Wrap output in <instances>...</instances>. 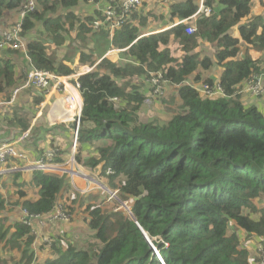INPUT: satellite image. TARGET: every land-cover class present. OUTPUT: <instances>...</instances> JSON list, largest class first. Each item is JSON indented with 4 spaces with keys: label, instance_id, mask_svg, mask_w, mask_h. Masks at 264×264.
Masks as SVG:
<instances>
[{
    "label": "trees",
    "instance_id": "16d2710c",
    "mask_svg": "<svg viewBox=\"0 0 264 264\" xmlns=\"http://www.w3.org/2000/svg\"><path fill=\"white\" fill-rule=\"evenodd\" d=\"M25 1L0 0V19L5 12L18 14ZM35 1L36 8L22 21V36L33 31L34 23L39 22L38 32L48 42L62 46L68 21L84 45H97L99 39L107 38L105 34L99 38L94 35L90 17L79 22L81 18L74 15L80 0ZM168 3L169 26L173 18L187 20L196 30L193 35H187L185 25L179 24L145 36L141 19L137 24L130 19L107 42L111 49L121 51L126 62L115 64L103 59L93 71L78 78L82 97L76 141L79 154L86 151L85 146L102 140L101 147L83 164L89 168L101 165L108 187L122 201L131 200V215L122 210L103 214L101 208L87 206L88 225L102 243L101 248L71 247L57 251L58 258L43 264H160L138 226L164 264H248L251 255L242 247L240 233L260 242L264 238V207L259 209L253 204L256 199L264 201V99L259 106H245L236 94L237 86L250 75L264 72V60L254 61L250 53H264V17L241 24L250 16L252 0H204V7L213 12L209 17L195 16L200 7L197 0ZM137 18L132 16L133 20ZM237 26L236 36L232 31ZM37 39L26 43L28 59L24 62L29 71L37 69L63 77L73 74L72 69L47 52L44 41ZM201 42L214 45L215 64L222 68L217 81L222 97L208 99L187 84L203 81L214 64L209 57L195 52ZM241 45L245 48L242 54ZM16 53L21 54L16 49L0 47V96L4 101L0 110L11 106L6 113L12 118L2 119V123L13 133V140L22 136L30 122L18 96L14 103L7 104L13 90L26 79V74H15ZM13 55L15 58L11 59ZM95 61L94 54L81 51L80 64L93 66ZM158 74L162 75L161 84L175 87V94H168L165 89L164 92L166 97L180 101L182 111L165 124L142 121L135 125L136 111L150 90L140 95L133 86L129 90L120 87L119 81L128 77L150 80ZM212 81L209 78L204 84L213 86ZM26 94L35 107L43 100L36 90ZM111 99L120 100L121 108H114ZM13 125L18 129L9 128ZM30 135L19 142L20 149L24 150L30 141L34 143L37 133ZM7 142H11L9 138ZM76 160L82 162L80 155ZM55 162L62 163L59 159ZM31 175V182L39 189L38 198L34 202L24 200L19 210L33 216L48 215L69 189V179L39 171H32ZM1 196L0 193V212L6 213V201ZM15 196L24 198L26 194L19 188ZM230 222L234 231L229 235ZM13 229L14 239L26 237V242L11 243L18 244L30 264L34 258L29 250L33 240L30 228L15 222ZM10 230L0 229V243L5 240V231ZM11 243L5 244L7 249L14 248ZM33 264H41L40 259H34Z\"/></svg>",
    "mask_w": 264,
    "mask_h": 264
},
{
    "label": "rangeland",
    "instance_id": "374dc122",
    "mask_svg": "<svg viewBox=\"0 0 264 264\" xmlns=\"http://www.w3.org/2000/svg\"><path fill=\"white\" fill-rule=\"evenodd\" d=\"M158 3H160L161 6H164L160 1ZM34 7L36 8L35 2H34ZM19 13L14 14L13 15L14 18L10 22L4 16L2 17V19H0V37L3 38V34L6 33L7 30L11 29V31H13L15 29L18 21ZM75 16L77 18L80 17V15L78 16L75 15ZM256 17H264V0H252L251 15L241 24H245L247 23V21ZM83 18L84 17H82V19L79 22H81ZM21 19L23 20L24 18ZM167 22H169V17H167L166 20L163 21V23L165 24H167ZM1 23H4V25H1ZM65 26L66 27L64 29V32L62 33L65 42L62 46L59 45L57 42H48L47 39L41 33L38 32L41 31V26L39 22L34 23V30L31 31L29 34L22 36L21 35L22 31H21L20 37H22V39L21 38L19 39L22 46L19 49H17L21 54L19 53L14 54L15 56H17V59L15 61V65H16L15 74L17 76L20 73H22L24 76L25 74L27 75L29 69L26 66V64H24L25 63L24 61L28 59L26 53V43H28L33 39L38 40L37 38H39V40L44 41L47 46V52L51 56H54L55 59L58 60L61 64H63L62 61L66 59L64 60V62L67 65V67L70 68H72L71 67L72 61L71 62H66V61L76 55L80 57L81 51L84 50V48H86L85 50L88 49L89 51H91L92 49L91 52L95 54L96 48H98L97 45L95 44L84 45V42L81 39L75 37L76 35L75 28L71 29V27H69L68 21H65ZM237 30H238V26L232 31V34L237 36ZM101 33H102L101 30H97L96 32H94V35H98L97 37L99 38V35ZM69 48L71 49L75 48V49L71 50ZM244 50H245L244 46L241 45V54L244 52ZM195 52L197 54L200 52L203 56L209 57L214 63L208 69V73L204 75L203 81L194 84L192 82L187 83L188 86L194 87L198 93H201V89L205 86L204 84L205 80L212 78L213 79L212 83L214 84L217 83L222 68L221 66H217V64H215L213 58L214 57L213 54L215 52L214 45H209V44L207 45L206 43L201 42L198 44V47L195 50ZM112 53H118V51H113ZM250 53L252 54L254 61L258 59L264 60V53L260 51H255V52L250 51ZM94 59L96 60L94 63V65L96 66L101 60H103V58L100 57ZM86 66L91 67L92 65H86ZM74 69L75 68H72V70ZM101 73H106V72L102 71ZM25 81L23 82V84L25 83ZM143 82H145V79L140 78V81L139 80L137 81L135 78L128 77L120 80L119 85H121L120 87L126 86L127 90H129L130 86H133V88H135L134 91H137L139 92L140 95H142L144 93L140 85H143ZM164 89L165 91L167 90V88ZM18 90H19L17 92L18 95L17 94L16 95L20 99H22V105H24V108L27 110L30 116L32 111L35 109V105L30 103V95L26 93H28L29 91H34V89L25 88L22 90L21 89ZM148 90H150V92L146 94L145 99L141 104H139L138 110L136 111L135 114L136 119H134L135 125L139 124V122L142 121L144 122L150 121L158 124H165L171 119L172 116L182 111L180 108L181 107L180 101H178L177 99L174 100L172 96L166 97V95H168L169 93L166 94V92L162 90L161 94H154V89L151 87V85L148 87ZM240 96H241V102L245 106L254 105L253 103H250L248 98H246L245 96L243 95ZM109 101L112 102L114 108L116 109L121 108L120 100L111 99ZM3 102H4L3 96H0V103ZM49 106L50 105H47L43 108L42 110L43 115L44 112L45 114L47 113V108ZM11 118L12 117H9L8 120H10ZM67 118L71 119L69 113L65 116L64 119ZM54 119L55 121H58V117ZM9 128L18 129V126L13 125ZM30 131L35 133L34 129ZM11 134L13 133L9 132L7 127L0 125V138L10 137ZM69 145H70V139L68 140L67 146ZM100 145L101 144L99 142L95 145H91L93 154H95L96 149H98ZM64 149L65 147H63L62 149L59 148V151L57 153L56 159L61 160L62 163L55 162L60 167V170L54 173L55 174L54 176H59V177L65 176V178L67 177L69 179L70 187L67 191H65L62 194V196L58 200V203L51 216H53L56 212H60L65 215V219L52 222L50 220L51 216L41 218L40 221L41 223L39 224L40 230L34 231L35 233H37L39 240H36V237L32 236L33 238L32 244L29 247V250L32 251L35 254V256L39 255L38 258L40 260L43 259V261L55 260L57 257L56 251H62V252L68 251V249L71 247L79 250L80 249L87 250L92 247L97 250L101 248L102 243L98 242V240L94 237V231L89 228L88 225L89 211L87 210V206L94 205V207L96 208H101L102 210L101 212L103 214H111L114 212H118L119 210L126 211V214H128L130 211L128 209H130L131 206V200L125 202L122 201L118 196L117 192L114 189H110L108 187L107 180L103 178L101 175V168H100L101 165H99L96 168H89L83 164V162H86L88 160L87 158L89 157L88 153L83 152L79 154L78 146L75 149L73 142L71 143L70 150L67 151L66 154H64ZM65 155H67V157ZM78 155H80V158L82 160V162L80 163L77 162L76 160V156ZM72 156H73V160H72ZM39 158H41V156H39ZM73 170L77 171L78 173L82 172L86 177H82L84 179L75 178L76 173H74ZM12 173L2 176V177H6L5 189L8 190L9 194H8V199L4 198V200L6 199L7 201L5 205L7 211L6 213L4 211H1L0 216L3 217L2 212H4L9 216L10 214L14 213V211L18 212V214L15 216L16 218L15 221L17 222V221H21L23 216L21 215L17 207H14L13 205H9L15 199V193L16 190L18 189L16 186L18 185L20 189L24 190L25 193L27 194L28 199L30 198V200L35 199L38 196L39 189L31 183L32 175L30 173L27 174L25 170H19L16 172L13 171ZM2 196L4 197L3 192H2ZM123 203H125V206H122ZM253 204L256 206V208L259 209L264 207V201L261 199L254 200ZM243 212L244 214H248V210H244ZM251 217L256 218V215H252ZM2 221L3 219L0 218V229L2 226L1 225ZM36 221H38V219H34V220L30 219L28 222H30L31 225H35ZM233 231H234L233 223L230 222L228 225L227 233L230 235L233 233ZM240 242L242 243L243 247H247V250L252 255L256 245L258 243L261 244L264 243V238L260 242L259 239L248 238L244 233H240ZM38 248L41 251H44V253L46 254L42 255V253H40V250ZM37 251L40 254H37ZM44 255H48L50 256V258H43L42 256ZM11 258L15 259L12 253H10V251H8L6 247H3L2 249V245L0 244V264H11ZM157 259L159 260L158 257ZM43 261L41 262V264L46 263V261L45 262ZM160 264H164V263L160 262Z\"/></svg>",
    "mask_w": 264,
    "mask_h": 264
},
{
    "label": "built area",
    "instance_id": "2783aa9c",
    "mask_svg": "<svg viewBox=\"0 0 264 264\" xmlns=\"http://www.w3.org/2000/svg\"><path fill=\"white\" fill-rule=\"evenodd\" d=\"M99 1L100 0H88V3L96 5ZM159 1L160 0H113L111 3L105 4L104 8L101 11V18L93 20L92 24L90 25L91 30L94 32L97 30H107L112 34L115 30L120 29L122 25L127 23L133 13L141 10L145 3L151 5L156 4ZM34 2L36 6L35 0L25 1V4L19 11L20 13L18 15V21L15 29L13 31H11V29L7 30V32L3 34V38L0 37V47L17 50L22 46L19 39H22V37H20V32L22 29L21 18H25V15L32 12V10L34 11ZM197 15H204L205 17L210 15V10L204 7V0H200V7L195 16ZM179 24L186 25L185 23H183V21H180ZM185 33L187 35H193L195 33V29L189 26L185 29ZM112 36L113 35H111V37ZM86 67L82 71H80V69L76 70L72 74V76L67 77L57 76L55 74L37 69L30 70L26 75L25 83L12 92L10 102H8L7 104L14 103L18 95V89H34L43 97L42 102L39 104V112L36 114L35 118H42L43 108L49 105L50 102H53L55 96H61L64 110L66 109V111H75V114L72 118V122L75 124L72 135V142L76 149L78 125L82 110V97H80L81 93L78 78L81 75L87 74L92 71L94 66ZM161 78L162 75L158 74L156 78H151L149 80V84L154 89V94H161L162 90H164L165 82L161 84ZM236 90L237 95H243L254 100L264 99V72L254 73L250 75L247 80H244L237 86ZM201 93L202 96H205L208 99H214L216 97L223 96L222 88L218 82L216 84H213V86L205 85L202 88ZM3 104L4 102L0 103V107ZM28 136L29 133L24 132L18 140H11V142L0 144V177L10 174L13 171L16 172L26 169L52 175H55L54 173L60 170V167L55 163L57 153L59 151V149L57 148H47L42 152L41 158L38 157L37 159L30 160L28 155L22 149H20L18 145L20 141H24ZM75 173L77 177H84L82 173ZM19 212L23 217L21 221L17 222H21L22 224L27 225L32 231L30 232V235L35 236L36 240H39L37 233L34 232L36 231L34 229V226L31 225L28 221L30 219H38V221H36V224L41 223V218L51 216L54 210L48 215L44 216L29 215L22 209H20ZM64 219L65 215L60 212H56L53 216L50 217V220L52 222ZM248 264H264V243H258L256 245L253 254L249 257Z\"/></svg>",
    "mask_w": 264,
    "mask_h": 264
},
{
    "label": "crops",
    "instance_id": "0c3cea01",
    "mask_svg": "<svg viewBox=\"0 0 264 264\" xmlns=\"http://www.w3.org/2000/svg\"><path fill=\"white\" fill-rule=\"evenodd\" d=\"M112 1L113 0H100L96 5H92V4L88 3V0H86V1L80 0L79 1V3H80L79 8L74 11L75 12L74 14L77 16L80 15L81 19H82V17L85 18L86 16L90 17L92 20L99 19V17H101V11L104 8L105 4H109ZM197 1H198V3H200V0H197ZM160 2L164 6H161L160 3L151 4V5L145 3L144 6L141 8V10H138L137 12L133 13L130 16L129 20L131 19L134 24H137L139 22V20H138L139 18L141 19L140 23L143 22V26H145V28L142 29L143 35L147 36L148 34L152 35V34L161 33L163 31H166L172 27L179 25L180 21H183V23L186 24L185 25L186 28L190 26L189 21L181 20L178 18L172 19V23H171L172 25L171 26L168 25L169 22H167V24L163 23V21H165L166 18L169 17L168 6L170 3H168V0H160ZM251 9H252V6H251ZM212 14H213V12L211 13V11H210V15H212ZM98 15H99V17L97 18ZM133 15H137L138 18L136 20H133L132 19ZM250 15H251V13H250ZM4 17L9 22L11 20H13V18H14L12 11L5 12ZM163 17H164V19H163ZM206 17H208V16H206ZM129 20H128V22H129ZM169 21H170V19H169ZM1 25H4V23H1ZM191 27H193V26H191ZM103 32H106V33H101V34H105L107 36V38L104 37V38L98 40V43H97L98 48H96L94 58H99L100 53H101L102 58L110 61L111 63H115V64L119 63V62L125 63L126 61H125L124 57L122 56L121 51H119L118 49H116V50L111 49L110 45L107 43V42H109V43L111 42V38H112L111 35H113L115 31L112 34L107 30L103 31ZM195 32H196V30H195ZM89 44H92V43H89ZM101 46H102V48H101ZM85 49L86 48H84L83 51H85L86 54L91 53V55H93V53L91 52L92 49H91V51H89L88 49L87 50H85ZM113 51H118V53H112ZM98 53H99V55H97ZM213 56H214V54H213ZM12 57H10V58L11 59L15 58L14 55ZM64 60H66V59H64ZM64 60L62 61V63L64 65H66ZM71 61H72L71 67L75 68L73 70V73L78 69H80V71L84 70L85 66L88 65V64H84L85 65L84 66V65L80 64L78 55L72 57L71 59L67 60L66 62H71ZM93 66H95V65H93ZM72 68H70V69H72ZM140 86L143 89V93H147L148 87L150 86L149 80L145 79V82H143V85H140ZM164 88H167L166 92H168L169 94H175L176 93L175 87H172L171 85L167 84L166 82L164 83ZM80 97H81V95H80ZM246 98H248L249 102L253 103L254 105L259 106L260 105L259 103H261V99L254 100V99H251L249 97H246ZM19 100L22 102V99H19ZM57 104H58L59 110L53 112V110H56ZM62 104H63V102H62L61 96H58V97L55 96L53 102H51L49 104L50 106L47 108V113L45 114V112H44V115L42 118H40V117L35 118L36 114L39 112V106H36L35 109L32 111L31 115L29 116L30 122L28 125V129L25 131V132L29 133V136L26 139H28L31 136L30 130L34 129L35 132L37 131V136L34 137V139H33L34 145L30 141L23 150L28 155L30 160L37 159L39 156H41L42 152L45 149H47L48 147L61 148V149L63 147H65L64 154H66V152L70 150L71 143H72V135H73L72 129H73V125H74V123L72 122V118H73V115L75 114V111L69 110V115L71 116V119H68V118L67 119H60V116L65 117V112H67L66 109L64 112V110L62 108V106H63ZM10 108H11V106H3V108L0 110V112H1L0 113V125H3L2 119L8 120L9 115L6 113V111ZM33 112H34V114H33ZM57 117H58V121H55L54 118H57ZM38 134L41 136H39ZM8 138L10 141L13 140V135L11 137H7V138L0 140V142L5 143ZM69 139H70V145L67 146ZM98 142L100 144H102V140H100ZM97 143H94L92 145H95ZM20 148H21V146H20ZM84 148L86 151H83V152L88 153L90 156L94 155L92 153L93 150H92L91 146H85ZM65 156L67 157V155H65ZM25 171L27 174L28 173L31 174V172H32L31 170H28V169H26ZM12 174H14V173H12ZM5 178L6 177H0V193L2 195V192H3L4 197L3 196L2 197L8 199L9 192H8V190L5 189ZM25 198H27V199H25ZM37 198H38V196L35 199L30 200V198L28 199L27 194H26V196H24V198H20V197L17 198L15 196L14 201L12 203H10L9 205H13L14 207H17L19 210V206H21V204L23 203L24 200L34 202L37 200ZM6 199H5V201H6ZM4 205H6V203H4ZM17 214H18V212L14 211V213L10 214V216L6 214L7 215V217H6L5 213L2 212L3 217L0 216V218L3 219L1 227L6 228V229L11 228L9 233H7V231H5V233H6L5 234L6 237L4 238L5 240L0 243L2 245V249H3V247H6L5 244H7V242L11 243V241H17L18 244H20V242H22V241L26 242L25 241L26 237H24L22 239H14L12 236V233H15V230L13 229V225L16 222L15 216ZM39 224L40 223L33 225L34 229L36 231L40 230ZM30 232H32L31 229H30ZM11 244L14 248L8 249V251H10V253H12V255L15 257V259L11 258V264H28V263H26V260L23 258V252L19 248L18 244L13 243V242ZM31 244H32V242H31ZM244 248L247 249V247H244ZM14 250H15V252H14ZM59 252L56 251L57 257H58ZM40 253H42V255L46 254V253H44V251H41V250H40ZM40 253H38V251H37V254H40ZM37 257H39V255L35 256V254H34V258L29 263L33 264L34 259H36ZM42 257L43 258H50V256H48V255H44ZM42 261H43V259L40 260V263ZM45 261H43V262H45Z\"/></svg>",
    "mask_w": 264,
    "mask_h": 264
},
{
    "label": "clouds",
    "instance_id": "9594fccd",
    "mask_svg": "<svg viewBox=\"0 0 264 264\" xmlns=\"http://www.w3.org/2000/svg\"><path fill=\"white\" fill-rule=\"evenodd\" d=\"M22 21H23V20H22ZM21 31H22V29H21ZM76 146H77V144H76ZM73 171H74V170H73ZM75 172H77V171H74V173H75ZM81 173H82V172H81ZM82 175H83L84 177H86L83 173H82ZM75 178H82V177H76V176H75ZM82 179H84V178H82ZM124 204H125V203H124ZM122 206H125V205H122ZM55 207H56V206H55ZM54 209H55V208H54ZM54 209H53V210H54ZM53 210H52V211H53ZM128 210H129V209H128ZM129 215H131V214H130V211H129ZM146 240H147V239H146ZM147 241H148L149 245L151 246V248L154 250V253H155V255H156V258H157V257L159 258V260L157 259V260L159 261V263H160V262L164 263L163 260H162V258H161L160 255H159V253L156 251V249H155L154 246L152 245V243H151V241L149 240V238H148ZM46 262H47V261H46Z\"/></svg>",
    "mask_w": 264,
    "mask_h": 264
},
{
    "label": "water",
    "instance_id": "95a60500",
    "mask_svg": "<svg viewBox=\"0 0 264 264\" xmlns=\"http://www.w3.org/2000/svg\"><path fill=\"white\" fill-rule=\"evenodd\" d=\"M137 200H138V198H135L134 199V201H137ZM123 205H125V204L123 203ZM131 219H133V218H131ZM138 228L141 231L143 237L148 240V237H147L146 233L139 226H138Z\"/></svg>",
    "mask_w": 264,
    "mask_h": 264
},
{
    "label": "bare ground",
    "instance_id": "6f19581e",
    "mask_svg": "<svg viewBox=\"0 0 264 264\" xmlns=\"http://www.w3.org/2000/svg\"><path fill=\"white\" fill-rule=\"evenodd\" d=\"M62 108H63V110H64V106H62ZM56 110H59L58 106L56 107ZM54 111H55V110H53V112H54ZM64 112H65V110H64ZM67 112H68V111H67ZM67 112H65V116L67 115V114H66ZM60 118L64 119L65 117H63V116L61 117V116H60Z\"/></svg>",
    "mask_w": 264,
    "mask_h": 264
}]
</instances>
